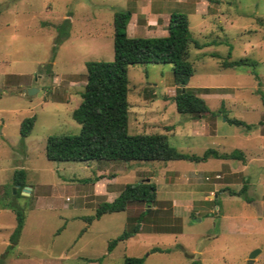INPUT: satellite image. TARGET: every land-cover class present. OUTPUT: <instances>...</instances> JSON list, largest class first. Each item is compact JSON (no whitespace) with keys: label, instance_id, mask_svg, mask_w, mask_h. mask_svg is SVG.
<instances>
[{"label":"rangeland","instance_id":"rangeland-1","mask_svg":"<svg viewBox=\"0 0 264 264\" xmlns=\"http://www.w3.org/2000/svg\"><path fill=\"white\" fill-rule=\"evenodd\" d=\"M116 10L131 12L128 36L163 35L171 12L187 14L191 36L204 44L190 46L193 74L187 86L212 88L198 94L209 112L180 113L171 64L128 65V132L164 133L179 152L194 155L208 148L240 149L244 160L47 159L49 135L80 130L71 113L81 100L85 62L113 59ZM64 19L70 22L67 36L54 27ZM242 57L257 63L222 66L224 59ZM258 90L264 93V0H0L3 264H122L125 255L142 256L144 264H189L192 258L201 264H247L255 248L263 252L251 264H264V150H257L258 143L264 148L259 138L264 135V109ZM32 115L33 127L22 136L20 124ZM226 117L252 126L228 123ZM247 156L261 159L244 167ZM18 169L25 172L28 194L13 183ZM147 179L160 198L172 197L158 200L152 212L161 224L181 231L186 217L184 233L139 234L108 251L126 217L146 208L144 203H130L90 223L84 217L114 198L104 191L105 183L113 182L117 194L125 183ZM243 185L250 201L229 191ZM12 206L25 209L15 243L10 241L16 223ZM153 246L169 251L150 252Z\"/></svg>","mask_w":264,"mask_h":264},{"label":"trees","instance_id":"trees-1","mask_svg":"<svg viewBox=\"0 0 264 264\" xmlns=\"http://www.w3.org/2000/svg\"><path fill=\"white\" fill-rule=\"evenodd\" d=\"M129 10H116L113 14V59L110 61L88 60L85 62L86 81L80 92L81 100L73 109L71 116L80 124L76 134L49 135L45 143V156L49 160H112L128 163L131 160H172L186 159L192 161L206 160L210 157L220 159L244 160L240 149L230 152H218L208 148L201 155L179 152L171 146L164 133L130 134L128 132L129 103L127 67L131 64L169 63L172 66L173 82L177 86L174 102L178 112L192 115H203L209 112L204 98L198 94L212 88H193L187 86L193 74V65L189 60V49L193 45L201 48L189 31V20L183 12H171L168 18L166 34L159 36H128L126 27L130 19ZM70 26L68 19L54 25L60 35L67 36ZM215 55V54H212ZM230 53L228 52L227 56ZM256 61L247 57L222 60L223 67L243 64L256 65ZM255 74V72L253 71ZM264 109V93L258 90ZM35 115L26 117L20 124V133L27 135L33 127ZM226 121L242 125L248 124L237 118ZM25 172L18 169L14 173L13 183L19 185L20 191L25 185ZM246 186L239 191L229 189L231 194H245ZM218 205V200H213ZM142 202L145 207L136 215L126 217L123 231L109 240L107 250L111 251L119 242L139 232L146 233H179L181 228H172L161 224L151 208L157 202V188L154 182L141 180L125 183L118 195L111 201H103L96 207L94 215L84 217L90 223L104 213L125 210L128 204ZM15 214V226L10 234L11 243L17 242L22 231L25 213L24 208L12 206ZM168 248L153 246L150 252H167ZM3 264V256L0 257ZM122 264H144L142 256L123 257ZM189 264H201L199 259L192 258Z\"/></svg>","mask_w":264,"mask_h":264},{"label":"crops","instance_id":"crops-1","mask_svg":"<svg viewBox=\"0 0 264 264\" xmlns=\"http://www.w3.org/2000/svg\"><path fill=\"white\" fill-rule=\"evenodd\" d=\"M131 16V15H130ZM168 18H169V16H168ZM168 18H167V23H166V25L168 24ZM156 20H157V17L155 18ZM128 25V24H127ZM127 28V27H126ZM167 32V31H166ZM166 33H164L163 35H165ZM263 137V138H262ZM259 138H260V140H264V135H260L259 134ZM249 148V147H248ZM257 150L258 151H263L264 150V148L262 147V146H260V143H258V145H257ZM243 156H244V154H243ZM245 157V156H244ZM247 158H248V160L246 161V163H245V166L244 167H249L252 163H254V161L256 160V161H259L260 162V159L261 158H259V157H257V158H254V157H249V156H247ZM245 159V158H244ZM200 170H197L195 173H197V172H199ZM262 178V176L260 177V179ZM262 185L264 186V180H263V178H262ZM106 184V186H108V188H105L104 189V191H108V192H111V194H113L114 195V198L118 195V193H119V191H118V193L116 194L115 193V190H116V187H115V185H114V183L113 182H110V183H105ZM191 184V183H190ZM109 186H111V187H109ZM190 192L191 191H187V194H190ZM116 194V195H115ZM113 198V199H114ZM161 199H172V197H169V198H166V197H164V198H160L159 197V194H158V192H157V201L158 200H161ZM173 205H175L176 204V202L173 200V203H172ZM129 205V204H128ZM185 210H187V208H185ZM185 218L186 217H183V222H182V231L181 232H179V233H164V234H171V235H182L183 233H184V229H185V225L187 224L186 223V221H185ZM200 221V220H199ZM139 234H151V233H146V232H139V233H136L135 235H133V236H131V237H129L128 239H126L127 241L129 240V239H131L132 237H134V236H136V235H139ZM260 252H263V250L261 249L260 250ZM129 256H132V255H129ZM254 260H255V258H254ZM253 260V261H254Z\"/></svg>","mask_w":264,"mask_h":264},{"label":"water","instance_id":"water-1","mask_svg":"<svg viewBox=\"0 0 264 264\" xmlns=\"http://www.w3.org/2000/svg\"><path fill=\"white\" fill-rule=\"evenodd\" d=\"M148 181V179L146 180ZM15 191V190H14ZM29 192V186H24L22 188V193L23 194H28ZM260 252L259 248L253 249V251L249 254L247 264H251V262L254 260L255 256Z\"/></svg>","mask_w":264,"mask_h":264}]
</instances>
